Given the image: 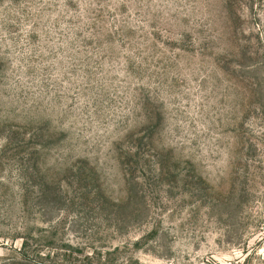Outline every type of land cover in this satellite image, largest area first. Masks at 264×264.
Returning <instances> with one entry per match:
<instances>
[{
    "label": "rangeland",
    "instance_id": "374dc122",
    "mask_svg": "<svg viewBox=\"0 0 264 264\" xmlns=\"http://www.w3.org/2000/svg\"><path fill=\"white\" fill-rule=\"evenodd\" d=\"M0 264H264V0H0Z\"/></svg>",
    "mask_w": 264,
    "mask_h": 264
}]
</instances>
